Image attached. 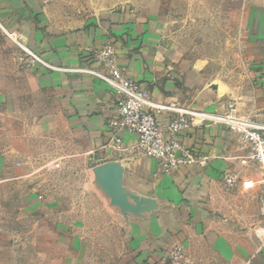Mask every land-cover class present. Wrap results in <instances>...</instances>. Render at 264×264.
I'll use <instances>...</instances> for the list:
<instances>
[{"label":"crops","instance_id":"obj_1","mask_svg":"<svg viewBox=\"0 0 264 264\" xmlns=\"http://www.w3.org/2000/svg\"><path fill=\"white\" fill-rule=\"evenodd\" d=\"M49 8L42 0H0V206L13 201L25 215L56 217L71 261L88 263L86 256L75 259L83 247L78 232L88 228L79 217L102 215L107 208L125 221L131 192L141 210L117 264H172L167 251L177 243L187 264H264V171L248 143L225 125L196 127L183 135L196 160L162 173L155 158L136 148V134L121 131L124 149L116 148L108 120L116 114L117 92L75 70L106 71L90 51L111 43L121 69L153 100L222 112L234 99L241 113L263 120L264 0L245 4L252 18L238 55L249 78L231 94L220 90L226 87L222 80L214 87L154 23L129 10L60 29ZM10 32L57 68L20 66L9 49L10 39L18 46ZM30 139L38 141L36 147ZM49 166L57 171L53 177L39 173ZM227 175L238 181L231 190L225 188ZM51 178L56 190L39 191ZM247 180L252 187L244 186Z\"/></svg>","mask_w":264,"mask_h":264},{"label":"rangeland","instance_id":"obj_2","mask_svg":"<svg viewBox=\"0 0 264 264\" xmlns=\"http://www.w3.org/2000/svg\"><path fill=\"white\" fill-rule=\"evenodd\" d=\"M248 1L51 0L48 5L51 22L60 29L84 24L117 9L129 10L135 17L154 23L169 45L181 50L185 59L208 75L214 87L219 85L217 80H222L226 87L220 90L231 94L249 78L248 71L242 67L243 59L238 55L252 18L245 8ZM10 40L9 49L12 45L17 63L31 67L27 65L24 50ZM98 49L90 51L95 60ZM29 144L31 148L36 147L38 141L30 139ZM45 172L54 175L57 171L49 166L39 173ZM51 180L45 188L40 185L38 190L53 193L56 187ZM36 184L34 182L30 187ZM65 186L69 187L68 184ZM133 197V193L127 192L125 221L107 208L102 210L105 213L102 215L79 217L84 221L83 227L88 228L78 232L83 247L75 259L86 256L88 263L71 261L73 256L66 239L55 229L56 217L42 213L25 215L13 201L1 205L0 264H117L125 247L127 249L131 222L135 213L141 210L135 208Z\"/></svg>","mask_w":264,"mask_h":264},{"label":"built area","instance_id":"obj_3","mask_svg":"<svg viewBox=\"0 0 264 264\" xmlns=\"http://www.w3.org/2000/svg\"><path fill=\"white\" fill-rule=\"evenodd\" d=\"M45 4L51 0H42ZM9 36L15 40L27 56V65L41 64L52 69L40 54L18 41L15 32ZM95 58L105 68L100 71L93 67H80L79 72L89 73L108 83L118 94L115 116L108 120L112 132L111 142L118 149H124L119 133L127 131L137 135L136 148L144 155L158 161V170L172 172L179 165L194 162L195 154L183 144V135L196 127L208 123L221 124L239 134L249 145L251 158L257 161L264 171V113L263 120L243 114L236 100H229L222 112L208 111L178 101L157 102L137 80L126 75L119 65V59L113 44H105L95 51ZM162 115H166L163 119ZM111 143V144H112ZM234 176L225 177V188L231 190L237 184ZM253 181L244 182L245 187H252ZM261 211L264 214V184L260 195ZM172 264H187L184 246L177 243L167 251Z\"/></svg>","mask_w":264,"mask_h":264}]
</instances>
